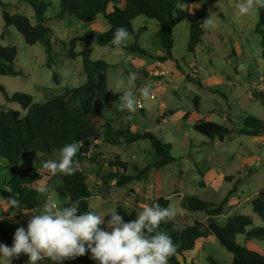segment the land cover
Here are the masks:
<instances>
[{"label": "rangeland", "instance_id": "374dc122", "mask_svg": "<svg viewBox=\"0 0 264 264\" xmlns=\"http://www.w3.org/2000/svg\"><path fill=\"white\" fill-rule=\"evenodd\" d=\"M236 2L237 0L193 1L190 5L191 12L204 5L207 17L210 15L216 19L217 27H203V36L200 41L193 42V51L187 49V24L181 23L174 27V59L161 61L157 57L162 55H154L156 49L162 48L156 35L158 23L144 16L132 19V27L134 31L140 30L139 42L144 49L150 51L149 55L130 52L121 47L92 46V58H102L109 63L108 90L120 96L130 90L141 103L140 108L136 105L135 113L121 111L119 105L114 104L104 114V120L120 119L137 130L150 131L160 142L170 145L171 155L175 158V161L162 168L150 167L142 177L137 178L135 166L142 169L155 157L150 142L144 139L127 145H111L101 135L102 151L96 152L98 163L89 164L85 160L83 165L92 191L89 206L97 214L103 215L116 207L123 220L129 222L136 217L138 211L149 206L154 198L163 196L169 200L167 207L176 208L177 220L186 223L197 220L206 224L205 212L183 208L182 197L195 195L217 204L238 179L236 190L228 197L221 214L212 218L217 224L223 225L232 213L239 212L252 218L251 227H264V220L250 205L251 199L259 191L264 192V135L250 136L238 132L246 116L264 120V104L252 95L253 91L264 90V18L263 24L259 25L264 8L239 16L234 7ZM0 3H4L10 13H21L32 24L37 22L28 3L21 0H0ZM1 10L2 5L0 30L3 28ZM45 15V23L51 29L45 39L51 44L50 67L46 66L48 53L45 40L33 45L26 44L12 26L8 28L4 40L5 44L17 47L16 64L24 74L0 76V84L9 93L31 95L35 103L62 94L66 89L84 82L81 58L67 57L65 42L86 31L102 32L109 28V23L101 15L89 22L73 16L58 17L55 0H52ZM84 46V43H78L76 50ZM162 50L164 52L163 48ZM153 62L157 64L150 66ZM157 71H164L167 75H161ZM130 73H136V79L128 85ZM193 78H198L200 82ZM121 80L125 84L117 89L116 82ZM146 85L151 86L154 94L153 98L147 100L139 91ZM194 96H198V110L194 107ZM0 104L25 112L17 102H6L1 92ZM104 120L96 119L97 123H103ZM200 120H211L229 126L235 132L223 140L209 139L193 128V124ZM115 155L127 163V170L123 173L136 177L123 186H117L109 178L110 173H122L121 169L114 170L109 165L110 158ZM59 157L60 151L54 150L43 158V163L58 160ZM2 167L3 163L0 162V183H4L7 176V170ZM227 177H232L231 181ZM59 183L58 174L53 176L46 171V176L34 185L36 188L46 185L48 189L45 193H39L40 205L54 201L57 209L62 208V199L55 192ZM32 215V210L24 211L22 217L17 219L10 212L3 216L0 227L11 233L16 231L13 228H26ZM107 219L106 216L105 220ZM235 241L264 256L263 239H248L245 234H237ZM185 256L191 264H211L208 257L218 264H230L233 258V254L214 235L197 239L195 248Z\"/></svg>", "mask_w": 264, "mask_h": 264}, {"label": "trees", "instance_id": "16d2710c", "mask_svg": "<svg viewBox=\"0 0 264 264\" xmlns=\"http://www.w3.org/2000/svg\"><path fill=\"white\" fill-rule=\"evenodd\" d=\"M28 3L37 22L32 24L29 18L21 13H10L4 3L1 17L3 28L0 30V76H18L24 72L16 64L17 47L5 44L9 27H14L23 37L24 42L33 45L44 41L51 29L46 25V12L52 4V0H21ZM195 0H55L57 16H73L83 22H89L101 15L109 23V28L102 32L86 31L75 35L65 42L66 56L75 59L81 58V72L84 74V82L80 85L66 89L62 94L50 96L43 102H33L29 94L14 92L9 93L0 84V92L6 102H17L22 109H13L0 104V161L3 169L7 170L8 177L4 183H0V199L6 201L9 197H15L20 202L19 207L11 209L15 218L22 217L24 211L36 210L38 213L44 206L39 203V192L34 186L46 176V170L42 168L43 159L47 154L58 150L65 145L80 142L81 147L75 159L79 161V169L74 175L58 174L61 181L56 186L55 192L62 199L61 206L66 207L74 201H79L81 212L93 211L89 206V198L92 196L84 170V161L89 164H97L96 151L93 150V141L103 136L105 142L111 145H125L138 140H148L155 153L150 164L142 169L135 166L137 178L142 177L150 167L162 168L175 161L171 155L170 145L162 143L150 131L133 129L131 124L120 119L105 120L97 123L96 119H103L104 114L113 108L114 104L120 105V95L111 93L108 88L107 63L102 58H92V45L108 46L115 48L112 39L114 32L119 27H124L130 33V39L121 48L130 52H138L149 55L150 51L144 49L139 38L140 30L134 31L132 19L144 16L156 20L158 30L156 32L159 45L164 49V55L157 57L161 61L174 59L172 55L173 29L181 23L188 26L187 49L193 51L195 43L203 36V20L207 17V8L200 5L191 12L190 5ZM264 13L261 12L259 25L263 24ZM48 58L46 66L50 67L49 57L51 44L45 40ZM78 43L85 46L76 50ZM56 73L53 74L55 79ZM186 77H189L186 75ZM200 82L198 78H193ZM252 95L260 99L264 104V93L253 91ZM194 107L198 110V96L193 98ZM193 128L209 139H225L235 129L218 124L211 120H200L193 124ZM239 133L250 136L264 135V120L246 116L243 118ZM103 156V155H101ZM109 165L116 166L122 173H110L109 178L114 180L117 186H123L133 180V175H125L127 163L118 155L109 160ZM232 177H227L231 181ZM238 179L219 203H212L198 196H183L181 205L190 211H203L207 215V223L193 221L186 223L175 219L172 222L161 223L157 231L168 234L176 245V253L169 259L168 264H191L187 262L185 254L195 248L196 240L214 235L222 246L233 254L230 264H264V256L247 249L235 241L237 234H245L249 238L264 240V227L252 226V218L248 215L234 212L223 225H219L212 218L222 212L228 197L236 190ZM158 203L162 207L169 204L168 198L159 196L154 198L150 205ZM252 210L264 220V192L251 199ZM141 211V210H140ZM138 211L137 215H139ZM35 213V214H36ZM133 217L131 221L135 220ZM173 224L183 226V231H175ZM14 233H8L0 227V240L11 247ZM211 264H218L208 257ZM12 264H23L18 256L12 260ZM40 264H51L43 260ZM64 264H98L91 258V253L65 260Z\"/></svg>", "mask_w": 264, "mask_h": 264}, {"label": "clouds", "instance_id": "9594fccd", "mask_svg": "<svg viewBox=\"0 0 264 264\" xmlns=\"http://www.w3.org/2000/svg\"><path fill=\"white\" fill-rule=\"evenodd\" d=\"M237 15L245 16L264 8V0H237L234 5ZM205 29H215L216 19L208 16L203 20ZM130 33L124 27L115 30L112 43L117 48L125 46ZM136 73H130L127 81L131 85ZM124 81H117L115 87L121 89ZM140 95L150 99V85L142 87ZM120 110L136 112V96L132 91L120 96ZM80 142L65 145L60 150L58 160H47L42 168L55 176L57 174L74 175L79 169L75 159L80 150ZM47 186H38L36 191L45 193ZM20 202L15 197L3 201L0 213L16 209ZM175 207H162L158 203L145 206L133 221L125 222L116 207L103 215L95 211L81 212L79 201L57 209L54 201H49L27 222V227H19L14 232L11 247L0 243V264H12V260L21 253L28 257V264H40L48 260L51 264H64L65 260L91 253L98 264H168L176 253V245L171 237L159 232L161 223L172 222L177 216ZM108 217L105 220V217ZM0 219H3L0 216ZM103 225V227H101ZM175 231H183V226L173 224Z\"/></svg>", "mask_w": 264, "mask_h": 264}, {"label": "crops", "instance_id": "0c3cea01", "mask_svg": "<svg viewBox=\"0 0 264 264\" xmlns=\"http://www.w3.org/2000/svg\"><path fill=\"white\" fill-rule=\"evenodd\" d=\"M93 46V45H92ZM92 46H91V48H92ZM92 53H93V48H92ZM163 55L164 54V52H163V50H162V48H159V49H156L155 50V53H154V55ZM155 58V57H154ZM155 64H157V62H153V63H151V64H149L150 66H153V65H155ZM263 92H264V90H263ZM108 120V119H107ZM105 121V120H104ZM104 123V122H103ZM132 126V125H131ZM132 128L133 129H136V128H134L133 126H132ZM137 130V129H136ZM101 141H100V139H97V140H94L93 141V150L94 151H102V149H100V147H101ZM98 144V145H97ZM109 144V143H108ZM125 145H127V144H125ZM113 152H116V151H114L113 150ZM116 153H118V152H116ZM124 160V159H123ZM1 162V161H0ZM7 172V171H6ZM7 174V176H6V178L8 177V173H6ZM60 183H61V181H60ZM60 183H59V185H60ZM3 200H1L0 199V209H2L3 208ZM10 212H12L11 211V209H9L8 211H4V212H2V213H0V216H4V215H9L10 214ZM32 212H33V214H35L36 213V210H32ZM4 218V217H3ZM2 221V219H0V222ZM14 230H16V228H13ZM13 230V231H14ZM8 232V231H7ZM8 233H11V232H8ZM12 233H14V232H12ZM0 243H3L1 240H0ZM4 244V243H3ZM21 258H22V261H23V264H28V257H27V255L26 254H23V253H21L20 255H19Z\"/></svg>", "mask_w": 264, "mask_h": 264}, {"label": "built area", "instance_id": "2783aa9c", "mask_svg": "<svg viewBox=\"0 0 264 264\" xmlns=\"http://www.w3.org/2000/svg\"><path fill=\"white\" fill-rule=\"evenodd\" d=\"M157 72H159L161 75H164V76L167 75L164 71H157ZM153 97H154V94L151 95V98H153ZM136 105H137L138 108L141 107V103H140V101H139L138 99H137V103H136ZM113 167H114V170H115V168H117L116 166H113ZM55 205H56V204H55Z\"/></svg>", "mask_w": 264, "mask_h": 264}]
</instances>
